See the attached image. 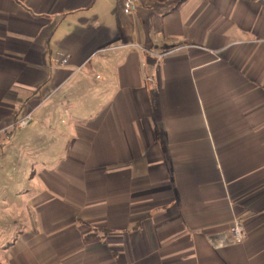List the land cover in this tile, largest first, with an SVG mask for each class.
Returning a JSON list of instances; mask_svg holds the SVG:
<instances>
[{
	"label": "crops",
	"instance_id": "obj_1",
	"mask_svg": "<svg viewBox=\"0 0 264 264\" xmlns=\"http://www.w3.org/2000/svg\"><path fill=\"white\" fill-rule=\"evenodd\" d=\"M124 1L0 0V264H264V0Z\"/></svg>",
	"mask_w": 264,
	"mask_h": 264
},
{
	"label": "rangeland",
	"instance_id": "obj_2",
	"mask_svg": "<svg viewBox=\"0 0 264 264\" xmlns=\"http://www.w3.org/2000/svg\"><path fill=\"white\" fill-rule=\"evenodd\" d=\"M66 123V122H65ZM29 148V151H25L26 154H32L33 152H35L31 147H28ZM38 151V150H37ZM17 153H12L13 156H15ZM16 158V156H15ZM25 158H28V157H25ZM16 160L13 159L11 160L10 163H8V168H7V175L5 177H2L0 178V200L7 197L8 198V201H9V206H21V204L17 205L16 204V199L19 198V193L17 195V188H20L23 190H31L33 188V178L31 177L32 176V172L33 171H36L35 173H37L38 171V167H37V164L34 165V164H30L28 166L27 163H16L15 162ZM40 164H38L39 166ZM15 167H27L30 169H27V171L23 172V170H19V171H16ZM20 174H18V173ZM39 173V172H38ZM19 191V190H18ZM26 195V193H24ZM31 194V191L28 192L27 195H30ZM29 197V196H27ZM23 198V197H22ZM19 200V199H18ZM27 200V198H23V201ZM11 203V204H10ZM0 206H4V204H2V202H0ZM22 206H24V203L22 204ZM25 215L27 216V214L25 213ZM25 216V217H26ZM2 217L3 214H2ZM3 220H6V218H2V222ZM5 225L7 226L6 228L8 229H11L10 227H12L13 223H12V220L11 218H8L7 221H5ZM16 230V228L14 229Z\"/></svg>",
	"mask_w": 264,
	"mask_h": 264
},
{
	"label": "built area",
	"instance_id": "obj_3",
	"mask_svg": "<svg viewBox=\"0 0 264 264\" xmlns=\"http://www.w3.org/2000/svg\"><path fill=\"white\" fill-rule=\"evenodd\" d=\"M137 7V0H125L123 4V11L126 14H130L137 10ZM57 61L61 64H65L67 62V59L63 58L62 60ZM30 119V115H27L24 118L20 119L17 124L20 127H25L29 123ZM210 237V240L212 242L215 241L217 245L223 246L243 243L248 239L249 233L242 220L239 218H235L227 232L219 233Z\"/></svg>",
	"mask_w": 264,
	"mask_h": 264
}]
</instances>
